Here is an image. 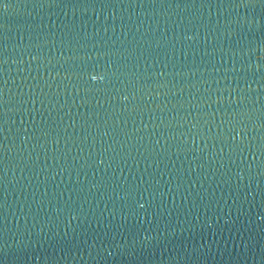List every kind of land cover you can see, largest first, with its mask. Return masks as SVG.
I'll return each mask as SVG.
<instances>
[{
	"label": "water",
	"instance_id": "1",
	"mask_svg": "<svg viewBox=\"0 0 264 264\" xmlns=\"http://www.w3.org/2000/svg\"><path fill=\"white\" fill-rule=\"evenodd\" d=\"M0 264H264V0H0Z\"/></svg>",
	"mask_w": 264,
	"mask_h": 264
}]
</instances>
